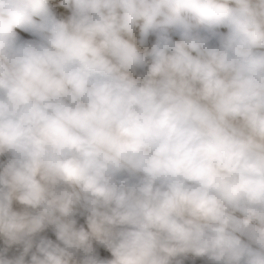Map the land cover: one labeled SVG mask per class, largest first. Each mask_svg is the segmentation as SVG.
<instances>
[{
	"label": "clouds",
	"instance_id": "clouds-1",
	"mask_svg": "<svg viewBox=\"0 0 264 264\" xmlns=\"http://www.w3.org/2000/svg\"><path fill=\"white\" fill-rule=\"evenodd\" d=\"M0 264H264V0H0Z\"/></svg>",
	"mask_w": 264,
	"mask_h": 264
}]
</instances>
